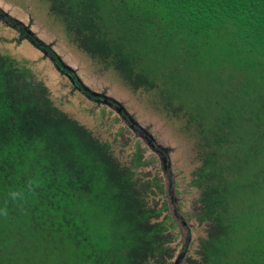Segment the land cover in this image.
Returning <instances> with one entry per match:
<instances>
[{"label":"trees","instance_id":"obj_1","mask_svg":"<svg viewBox=\"0 0 264 264\" xmlns=\"http://www.w3.org/2000/svg\"><path fill=\"white\" fill-rule=\"evenodd\" d=\"M49 1L78 46L110 58L132 86L151 84L139 66L149 59L180 65L186 75H171L173 93H188L199 75L205 94H224L222 114L200 119L208 149L200 174L209 178L215 225L198 264H227L232 231L223 221L238 192L237 178L225 176L233 180L235 170L254 191L264 188V0ZM9 22L97 100L50 45ZM135 176L55 106L31 69L0 53V264H171L167 223L149 206L150 183ZM263 236L264 224L246 245Z\"/></svg>","mask_w":264,"mask_h":264},{"label":"rangeland","instance_id":"obj_2","mask_svg":"<svg viewBox=\"0 0 264 264\" xmlns=\"http://www.w3.org/2000/svg\"><path fill=\"white\" fill-rule=\"evenodd\" d=\"M0 11L6 14L0 18V53L31 69L47 85L58 109L109 144L122 166L136 172L138 182L150 183L149 206L160 212L157 221L167 223L173 238L171 264L202 263L203 243L215 225L209 217L215 201L212 205L207 200L209 178L200 174L208 151L205 122L200 119L210 123L222 114L224 94H205L207 79L199 75L189 82L188 93H173L167 89L171 75H186L180 65L170 67L149 59H141L139 66L151 84L132 86L110 58H92L78 46L61 16L52 13L49 0H0ZM12 19L50 45L97 100L84 95L48 53L23 39L21 30L11 26ZM240 174L231 170L233 180L224 175L227 181L237 178L234 192H238L229 201L223 221L232 231L227 234L231 251L225 260L264 264V236L246 245L250 233L264 224V188L254 191L250 177ZM212 183L222 182L216 178Z\"/></svg>","mask_w":264,"mask_h":264}]
</instances>
